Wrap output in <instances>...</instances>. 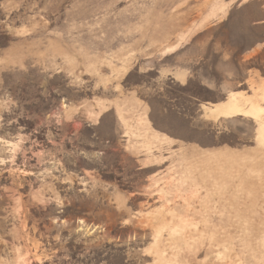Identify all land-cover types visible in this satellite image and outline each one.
<instances>
[{
    "label": "rangeland",
    "instance_id": "1",
    "mask_svg": "<svg viewBox=\"0 0 264 264\" xmlns=\"http://www.w3.org/2000/svg\"><path fill=\"white\" fill-rule=\"evenodd\" d=\"M0 264H264V0H0Z\"/></svg>",
    "mask_w": 264,
    "mask_h": 264
}]
</instances>
